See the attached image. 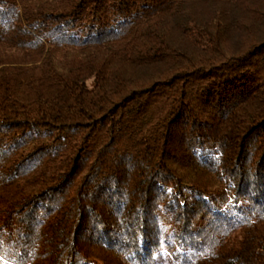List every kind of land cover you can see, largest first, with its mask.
<instances>
[{"label":"trees","instance_id":"obj_1","mask_svg":"<svg viewBox=\"0 0 264 264\" xmlns=\"http://www.w3.org/2000/svg\"><path fill=\"white\" fill-rule=\"evenodd\" d=\"M0 264H264V0H0Z\"/></svg>","mask_w":264,"mask_h":264}]
</instances>
